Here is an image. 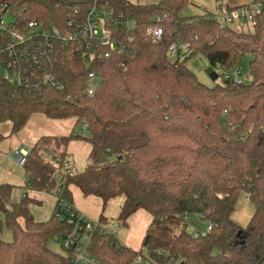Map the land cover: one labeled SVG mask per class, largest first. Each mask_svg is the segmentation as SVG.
Masks as SVG:
<instances>
[{
  "label": "trees",
  "instance_id": "obj_1",
  "mask_svg": "<svg viewBox=\"0 0 264 264\" xmlns=\"http://www.w3.org/2000/svg\"><path fill=\"white\" fill-rule=\"evenodd\" d=\"M1 1L26 8L27 21L60 29L67 27L66 19L76 8L81 7V21L94 3ZM253 3L262 12L253 32L247 33L220 28L204 8L201 15H184L190 0L150 5L99 0L117 18L127 45L121 54L87 65L75 51L62 56L63 45L57 42L50 56L59 87L0 82V124L11 123L10 135L20 133L35 114L52 120L75 118L88 132L41 137L23 165L26 192L11 208L15 187L0 184V212L13 237L11 242L0 240V264H68L49 242L73 229L69 213L78 212L71 187L100 199L103 211L123 197L117 221L124 227L136 212H147L152 221L142 247L152 264H264V0ZM149 27L161 28L159 41L145 39ZM182 43L189 44L190 57L203 55L213 68L231 70L251 57V81L206 86L187 67L190 57L177 63L169 58V48ZM90 71L100 78L93 96L84 93ZM6 138L0 133V142ZM79 140L91 145L83 172L65 169L68 148ZM28 191L56 198L47 221L33 216L31 206L41 202ZM242 193L255 207L245 229L231 220ZM190 215L211 230L195 237L188 229ZM105 221L101 215L99 222ZM90 252L102 264H133L141 255L107 231L93 234Z\"/></svg>",
  "mask_w": 264,
  "mask_h": 264
},
{
  "label": "built area",
  "instance_id": "obj_2",
  "mask_svg": "<svg viewBox=\"0 0 264 264\" xmlns=\"http://www.w3.org/2000/svg\"><path fill=\"white\" fill-rule=\"evenodd\" d=\"M94 0L93 5L81 17V7L76 8L66 19L67 27L59 28L46 25L42 21L25 19L26 8H17L8 1L0 3V82L9 85H31L35 88L59 87L51 72V56L56 51V43L63 45L62 56L75 51L81 55L87 65L100 59H110L113 54H121L127 47L120 35V26L111 7L99 5ZM70 10V7L68 8ZM262 8L259 4H248L228 11L220 8L213 13L220 28L230 27L238 22L243 25L250 23L254 27ZM123 20V16L120 15ZM130 29L134 27L131 20L127 23ZM161 28H148L145 39L157 42L161 39ZM128 42H131L128 39ZM188 43L174 44L169 48L168 56L174 63L183 61L191 56ZM48 64L49 65L48 67ZM217 66L216 69H221ZM222 80L241 85V65L231 70L220 72ZM100 78L96 72L90 71L84 83V93L93 96L99 86ZM87 130L86 126H83ZM29 150L16 149L9 157L19 166L26 162ZM51 159V157H50ZM65 169H72L67 162ZM68 224L72 230L59 237L62 248L66 252L68 264H102L90 252L92 236L95 232H106L107 229L100 222H94L78 213H69ZM211 230L208 225L206 231L193 230L195 237L205 236ZM108 232V231H107ZM133 264H139L136 261Z\"/></svg>",
  "mask_w": 264,
  "mask_h": 264
},
{
  "label": "rangeland",
  "instance_id": "obj_3",
  "mask_svg": "<svg viewBox=\"0 0 264 264\" xmlns=\"http://www.w3.org/2000/svg\"><path fill=\"white\" fill-rule=\"evenodd\" d=\"M133 3H138L140 5H150V4H154L156 2V0H129ZM220 1V0H218ZM231 3H253V0H230ZM217 0H197V3H199V5H206L209 8H213L214 5L216 4ZM221 2V1H220ZM197 7V6H196ZM193 8V7H192ZM189 8L187 7L184 13H188V14H192L195 13V8ZM198 9V8H197ZM231 28H233L236 31H243V32H253V26L250 23H244L243 25L239 24L238 22H236L235 24H233L231 26ZM251 57H246L243 59L242 63H241V78L242 80H244L245 83H249L251 81L250 78V67H249V63L251 61ZM187 67L197 76L198 80L205 84L206 86L212 87L214 86L216 83H220L222 82V77L220 76V72H225L226 69L225 68H221V69H216L215 72L218 75V78L216 81H213L209 74L207 73L208 69L211 67L209 62L207 61V59L203 56V55H195L190 57L189 61L187 62ZM42 116V115H40ZM45 118V116H42ZM48 122L50 120L49 125V131L51 132H45V133H51L52 135L55 136H67L69 135L71 132H63V129H59L56 126V124H62L61 122H56L53 123L51 121H58V120H52V119H47ZM30 127H26L23 129V131H21V133L18 134H14V135H10L11 132V123L7 122V123H2L0 124V133L7 136V138L0 142V164H8L10 167H8V169L10 168V170H12L13 172H15V174L18 176L20 175L21 171H19V167H15L13 163H11L10 161H6L8 156H11L12 153H14V150L16 147H18V149H22L20 148L17 143L20 142L22 143L23 138L25 137H30V130L32 131H42L41 127H44L43 124H41L40 122L37 124V126L34 127V129L32 128V123H30L29 125ZM23 132V133H22ZM29 132V133H28ZM75 134L78 135H88V132L86 130L83 129V126L81 125H76V128H74L73 131ZM24 149H29V145H23ZM26 147V148H25ZM91 150V145L83 140H79V141H74L70 144L69 148H68V152L71 154L70 157L68 158V163L71 165L75 164L74 166V171H78L81 172L83 171V169L85 168V165L87 164V160L89 158V153ZM11 166H14V168ZM18 191H13L12 196H11V202L10 205H8L9 208H11L12 204H16L18 203L21 199L18 196ZM84 198V200H90V199H85L86 197H82ZM35 200V199H34ZM96 200V199H93ZM98 200V198H97ZM120 202V198H117L116 201H110L109 205L107 206L106 210H105V215L109 218L108 224L105 225V228L107 229L108 232L113 233L114 235H116V237L119 239V241L123 244V245H127L130 244L131 247L133 249H135L134 251L141 253V255L139 256V258H137L136 262L139 264H152L147 257V252L145 249H143L142 245H141V240L140 237L142 234L141 231L142 229L145 228L146 225V219L145 218H141L138 219L139 215L137 214L136 216L133 217V219H131V223L129 227H124L121 223H119L117 221V218L119 216V210H118V204ZM79 203H81V205H85L87 206V204L82 203L79 201ZM95 203L91 204L88 206V208H86L88 210V216L92 217V219L88 218L89 220H92L95 222V217L98 215V208L96 207V205H94ZM56 203L55 200L52 196H44L43 197V205L42 206H31V211L33 216L35 217V219L39 222L41 221H47L53 211H54V207H55ZM101 210H102V205L100 204ZM54 208V209H53ZM101 213V212H100ZM142 214H147L146 212L144 213V211L141 212ZM139 213V214H141ZM149 216V215H148ZM96 222H99V220H97ZM188 222V229L189 231L193 232V229H201V230H206L208 227V223L205 221H199L197 219L196 215H190V217L187 220ZM106 223V222H105ZM104 225V224H103ZM147 229V228H146ZM130 236V239H128V237ZM0 240L5 241V242H11L13 240V237L11 235V232L7 229L6 223H5V218L4 215L0 212ZM49 248L58 254H61L63 256L66 255V252L63 250L62 248V242L59 238H54L53 240H51L49 242ZM132 249V250H133ZM178 264V263H176Z\"/></svg>",
  "mask_w": 264,
  "mask_h": 264
},
{
  "label": "crops",
  "instance_id": "obj_4",
  "mask_svg": "<svg viewBox=\"0 0 264 264\" xmlns=\"http://www.w3.org/2000/svg\"><path fill=\"white\" fill-rule=\"evenodd\" d=\"M220 1L216 2V4L214 5V7L211 9V8L207 7L206 5H199V3H197V0H190V5L188 7L189 8H192V7L195 8V11L196 12L195 13H192V14L184 13V15H186V16L201 15V14H203L205 12L204 9H206V11H209L211 13H214L217 10H219L220 8H225L226 9L228 6L229 7L230 6L231 7H241V6H244L246 4L247 5L249 4V3H238V4L237 3H231L230 0H220ZM40 115H42V114H35V115H33L29 119L26 127H30L29 125H30V123H32V128L34 129V127L37 126V124L40 122L41 124L44 125V127H41V130L42 131H32V130H30V134H32L31 135V138L30 137H25V138H23L22 143H20V142L17 143V145L20 148L24 149L23 145H26V146L29 145L30 146L29 149H30V148H32L34 146V144L41 137H43V136H55V135H52L51 133H45V132H51V131H49L50 129H49V125H48L50 123V120L48 122V120H47L48 118L45 115H42V116H45V118L42 117V116H40ZM51 122H53V123L61 122L62 124H56L55 127L59 128V129H63L62 130L63 132H71V133L74 131V128H76V125H77L75 118H70V119H66V120L51 121ZM16 149H18V147H16L15 150ZM29 149H26V150H29ZM9 157L10 156L7 157V160L6 161H8V162L10 161L11 163L14 164L15 167H19V171H21V173H20V175L17 176L15 174V172H13L12 170H10V168L8 169V167H10V166L8 164H5L6 162L4 164H2V165L0 164V184H10V185H13L15 187L13 189V191H18V194H19L18 196L20 197V199H22L23 195L26 192L25 191L26 175H25V172L23 170V166H19L14 161L9 160ZM87 164H88V160H87ZM87 164L85 165V168H86ZM73 165L75 166V164H73ZM73 165H72V168L74 170V166ZM14 166H11V168L12 167L14 168ZM85 168L83 169V171L85 170ZM83 171H81V172H83ZM76 172H78V171H76ZM71 190H72V194H73V198H74V208H75V210L80 215L84 216L87 219L90 218V219L93 220L92 217H89L87 215L88 214V210L86 208H88L89 205L95 203L94 205H96V207L98 208V211H97L98 212V215L95 217L94 220L95 221L99 220L100 217H101V215H103L104 218L106 219V221H105L106 223H104V226L106 224H108L109 218L105 215V210L106 209L103 211V207H102V210H101L100 204L103 206V203H102V201L100 199L97 200L96 197H86L85 199H90V200H84V198H82V197H85V196L82 194V192L77 187H71ZM28 195L32 199H35V200L41 202V206H42L43 205V197L44 196H49L50 194H47V193H44V192L28 191ZM50 196H52V195H50ZM52 197L54 198L55 203H56L57 202L56 198L54 196H52ZM93 199H96V200H93ZM116 200L117 199H114L112 201H116ZM79 201L82 202V203L87 204V206L81 205V203H79ZM123 203H124V198L123 197H120V202H119V204L117 206L119 212H120V209H121ZM142 211L143 210H140V211L136 212L127 221L128 227H129L130 226V223H131V219H133V217L136 216L137 214L139 215L138 219H140V220H141V218H145L146 219L145 228L142 229V231L140 233V234H142L141 237H140L141 245H142V240H143V238L145 236V233H146V231H147V229H148V227H149V225H150V223L152 221V217L147 212H146L147 214H142L141 213ZM139 213H141V214H139ZM144 213H145V211H144ZM254 213H255V207L252 204V202L250 201L249 196L247 194L242 193V194H240V196L237 199L234 212L231 215V220L236 225H238L239 227L245 229L248 226V224H249L250 220L252 219V217L254 216ZM197 219L200 221V219L198 217H197ZM196 229H193V230H196ZM206 230H201L200 229V231H206ZM128 239H130V236L128 237ZM125 246L128 247V248H130V249H133L130 244H127V245L125 244ZM133 250H135V249H133Z\"/></svg>",
  "mask_w": 264,
  "mask_h": 264
},
{
  "label": "water",
  "instance_id": "obj_5",
  "mask_svg": "<svg viewBox=\"0 0 264 264\" xmlns=\"http://www.w3.org/2000/svg\"><path fill=\"white\" fill-rule=\"evenodd\" d=\"M207 73L209 74L210 78L213 80V81H216L217 78H218V75L216 74L215 72V69L213 67H210L207 71Z\"/></svg>",
  "mask_w": 264,
  "mask_h": 264
}]
</instances>
